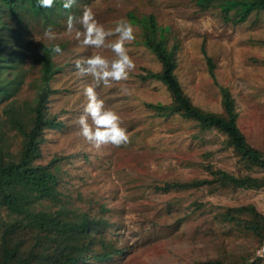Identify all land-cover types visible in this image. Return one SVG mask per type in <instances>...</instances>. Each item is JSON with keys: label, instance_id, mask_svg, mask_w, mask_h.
<instances>
[{"label": "rangeland", "instance_id": "rangeland-1", "mask_svg": "<svg viewBox=\"0 0 264 264\" xmlns=\"http://www.w3.org/2000/svg\"><path fill=\"white\" fill-rule=\"evenodd\" d=\"M85 5L106 29L121 18L130 21V13L154 15L159 26L169 27L166 39L169 48L176 49L175 74L185 94L202 110L224 114L227 88L238 126L264 155V8L235 23L224 18L220 7L203 9L197 0H77L76 8L58 13L53 24L30 20L19 28L25 29L21 43L24 49L29 46L30 54L23 75L12 83V96L0 102V161L21 156L24 131L31 128L42 86L40 47L48 45L43 33L51 25L63 50V55L53 56L57 72L47 102L55 125L45 129L35 162L53 165L61 200L44 199L36 209L62 211L61 216L73 222L86 217L101 222L94 250L83 264H264L255 255L264 232L246 227L262 226L264 187H235L212 174L223 169L264 179V169L243 159L219 129L148 105L170 104L173 97L161 80L146 77L159 72L162 64L144 44L143 27L133 24L136 40L126 45L135 71L127 81L97 89L105 106L121 116L130 142L96 150L80 136L74 121L83 111V90L91 78L79 76L74 62L97 52L114 55L85 47L74 33L67 34V16L79 18ZM19 44L8 46L6 53ZM14 73L3 72L0 81L9 86ZM21 219L0 206V256L4 235L14 224L18 229L7 237L19 243L20 254L26 256L34 246L31 230L18 222ZM97 253L111 257L102 259Z\"/></svg>", "mask_w": 264, "mask_h": 264}, {"label": "trees", "instance_id": "trees-1", "mask_svg": "<svg viewBox=\"0 0 264 264\" xmlns=\"http://www.w3.org/2000/svg\"><path fill=\"white\" fill-rule=\"evenodd\" d=\"M197 2L203 9L220 7L224 18L231 19L235 23L246 20L252 11L264 8V0H197ZM61 4L62 0H56L53 8L44 9L39 7L38 0H0V77L7 70L11 69L15 72V77L9 86L4 81H0V102L12 96V83L17 82V79L23 75V64L30 54L29 46L24 49L21 43V34L25 29L19 28H24L25 23L30 20L53 24L56 22L58 13H68L76 8L74 6L66 12ZM129 18L133 24L146 30L143 42L162 64L159 72L150 71L146 77L161 80L173 97L170 104L150 103L148 105L165 115L180 113L183 117L198 121L204 126L219 129L227 135L229 144L243 159L264 169V155L249 144L237 124V111L230 91L227 88L223 89L224 114L207 112L195 106L185 94L175 74L176 49L169 48L166 39L169 27L159 26L154 15L138 17L130 13ZM17 43H20V47L17 48L19 50L6 53L8 46L14 47ZM40 48L44 55L42 86L33 109L31 128L29 131L23 130L26 141L20 158L14 161H0V206L22 217L18 222H25L24 228L31 230V233L29 230L28 233L34 240V246H31L26 256H22L19 243L12 244L13 241L7 237L10 231L17 230L19 227V224L12 225L11 230L4 235L0 264H83L91 257L94 250V234L95 231L100 230L101 222L91 217L73 222L63 218L62 211L53 213L47 209H36V205L42 203L44 199L61 200L57 188L58 177L52 170L53 165L35 162L41 152L40 145L44 140L45 129L55 125L54 119L47 113V102L50 82L57 69L48 45L43 44ZM209 62H212L211 58ZM210 65L213 68V65ZM212 174L222 183H230L235 187L249 189L264 187V179L252 175L237 176L223 169L212 170ZM261 224V228L259 224H247L246 227L262 234L264 221ZM82 232H85L83 236ZM96 256L108 259L111 253L103 255L97 253ZM211 264L223 263L218 261Z\"/></svg>", "mask_w": 264, "mask_h": 264}, {"label": "clouds", "instance_id": "clouds-1", "mask_svg": "<svg viewBox=\"0 0 264 264\" xmlns=\"http://www.w3.org/2000/svg\"><path fill=\"white\" fill-rule=\"evenodd\" d=\"M55 4L56 0H38L39 7L44 9H51ZM76 4L77 0H62L61 6L67 12ZM66 32L69 35L74 33L75 39L85 47L107 49L114 54L112 58H108L97 52L74 62L79 76L91 78V83L83 90L86 97L83 111L74 121L79 126L80 136L96 150L108 145H127L130 136L128 130L122 126L121 116L105 106V101L97 89L101 85L111 87L113 82L127 81L135 71V60L126 47L136 40L135 26L131 21L121 18L114 28L106 29L97 21L93 9L85 5L79 18L74 15L67 16ZM57 39V33L49 25L44 30L43 40L48 42V50L54 57L63 55L61 46L55 43ZM255 255L264 260V247L259 248Z\"/></svg>", "mask_w": 264, "mask_h": 264}, {"label": "built area", "instance_id": "built-area-1", "mask_svg": "<svg viewBox=\"0 0 264 264\" xmlns=\"http://www.w3.org/2000/svg\"><path fill=\"white\" fill-rule=\"evenodd\" d=\"M261 247H264V238H263V240H262L260 246L258 247V249L261 248ZM258 249H257V250H258ZM261 260H262V259H261ZM262 261L264 262V260H262Z\"/></svg>", "mask_w": 264, "mask_h": 264}]
</instances>
